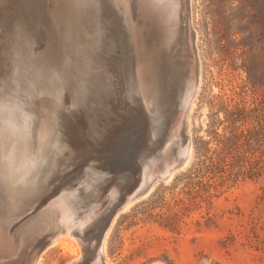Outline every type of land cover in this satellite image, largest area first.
Returning a JSON list of instances; mask_svg holds the SVG:
<instances>
[{"label":"rangeland","instance_id":"374dc122","mask_svg":"<svg viewBox=\"0 0 264 264\" xmlns=\"http://www.w3.org/2000/svg\"><path fill=\"white\" fill-rule=\"evenodd\" d=\"M3 1L0 233L6 229L8 237L3 233V238L13 239L17 247L10 256L0 254V264L15 258L19 264H27L31 249L45 236L56 231L59 237L65 234L57 225L61 208H50L55 200L67 194L71 219L84 221L89 209L98 206L95 198L107 185L122 195L138 180L137 186L167 167L162 165L160 141L175 109L174 94L161 88V97L158 93L148 109L143 88L140 93L133 76L135 86L131 88L134 51L128 41L130 24L123 14H116L115 7L114 12L101 14L106 36L105 45L100 44L99 1L115 6L112 0H81L71 38L64 41L66 49L60 45L52 21L55 0ZM184 1L185 23L181 25L179 20L178 24L185 25L190 35L198 84L183 113L171 160L177 164L188 146L192 157L185 169L174 170L166 182L158 180L147 195L118 214L106 237L108 261L264 264V0ZM127 6L135 19L134 8L130 3ZM88 52H96L90 71ZM152 80L148 76L145 81ZM50 85L54 108L49 107L47 115L53 123L43 127L37 143L38 90ZM144 90L152 101L153 94ZM162 98L164 102L159 100ZM41 108L47 107L41 103ZM61 144L70 156L63 172L60 154H49L61 152ZM99 156H121L124 163H134L136 168L116 176L105 174L106 167L94 159ZM62 238L72 241L77 255L71 257L58 245L45 250L41 243L39 249L46 252L41 264H80L83 242L71 240L76 239L73 234Z\"/></svg>","mask_w":264,"mask_h":264},{"label":"bare ground","instance_id":"6f19581e","mask_svg":"<svg viewBox=\"0 0 264 264\" xmlns=\"http://www.w3.org/2000/svg\"><path fill=\"white\" fill-rule=\"evenodd\" d=\"M1 1H3V0H0V2ZM112 1H113L115 6H113L111 3H107L106 1H99L100 2V4H99L100 8H99V13H98V19L100 20L99 28H100V32H101L100 44H102V42H104L103 38L106 36L105 29H104V23H102V20H101V14L106 10H112L114 12L113 7H115L116 14H123V16L125 18H127V20H129L128 23L130 24V28L129 29L127 28L128 31L127 30L126 31L128 33L130 31V33H129L130 34V36H129L130 40L128 39V41L129 42L131 41V43H129V44H132V46H133L132 49L134 51V56L132 55V57H134V60H133L134 63L132 65V67H130V77L128 76L130 78V83L129 82L128 83L130 84L131 88H133L135 86L133 83H135V80H136V82H138L140 85V88H139L140 93H141V90L143 88V92L145 94H143L142 96L144 98H146V101L149 103L148 109L150 108L151 104L155 100L156 95L159 93L161 88L167 89L168 91L171 90L172 93L174 94V98H173L174 102L173 103H174L175 109L173 110L174 112L171 114V117L168 118L169 120H168V124L166 127V131L164 132L165 134L162 136L161 141H160V144L162 146L161 148L163 150V152H162L163 153L162 165L163 166L165 165L167 167L158 173V174H160L159 176L168 175V178L170 179L174 173L173 169H174L175 164H176V163L173 164V162L171 160V154L173 153V149H174L175 145H178L179 128L181 129L183 113L185 110L188 109L189 105L191 104L192 98L194 97V94H195L196 89H197V84H198L197 71L195 74V70H194V59L192 56H190L191 53L189 50L190 49V37H189L190 35L187 32V28L185 30V28H184L185 25L179 26V24H178L179 20H180L181 25L183 23H185V17H184L185 1L184 0H112ZM7 2H10V1H7ZM44 2H46V1L44 0ZM80 2H81V0H55L53 14L51 13L52 21H53L54 29H55V32L57 34L60 45L64 49H66V47H64V45H65L64 41L67 42L66 40H68L69 37L71 38L70 31L72 28H75L74 16L79 14ZM128 3H130L131 6L134 8L133 11L135 14V19H132L133 17L130 16V12H129L128 6H127ZM43 5H44V3H43ZM41 6H42V4H41ZM46 10H44V11H46ZM49 12L50 11H48L47 14ZM86 17H87V15H86ZM118 17H119V15H118ZM131 19L134 21H132ZM27 26H28V24H27ZM126 26H128V25H126ZM178 28H180L182 30L181 36L178 34L179 33ZM183 30L185 32H183ZM183 33H184V36H182ZM129 34H127V35H129ZM144 35H145L144 38H146V39L142 42L141 36L143 37ZM75 36H78V34ZM139 37H140V39H139ZM139 41L141 43H139ZM56 45H57V43H56ZM104 45H105V42H104ZM46 47H47V45H46ZM103 47H105V46H103ZM97 49H95V51H97ZM45 50H47V49H45ZM40 51H42V50H40ZM106 51H107V49L105 50V52ZM28 53H30V52H28ZM49 53H51V52H49ZM25 54L27 55V52ZM37 54H40V53L38 52ZM86 54L89 55V57H90L89 65H88L89 67H87L88 68L87 71L88 70L90 71L92 68V65H93V60H94V56H95L96 52H95V54L94 53L91 54L89 52ZM126 54H128V53H125V55ZM130 54H132V53H130ZM129 56H131V55H129ZM27 57H28V55H27ZM128 58L129 57L127 56V59ZM124 59L126 60V57H124ZM52 60H53V58H52ZM52 60L48 61V62H52ZM61 60H62V58H61ZM54 61L55 60H53V62ZM180 62L182 64L181 66H179ZM55 63H57V60H56V62H54V64ZM126 63H128V61ZM47 64H49V63H47ZM54 64L50 63V66L54 65ZM58 64H59V62H58ZM60 64H61V62H60ZM129 64H130L129 66H131V63H129ZM159 65L161 66V69H162L160 72L158 71L160 69ZM33 68H34V66H33ZM55 68L57 69V66ZM124 68H126V67H124ZM48 69H49V67H48ZM61 69L62 68H60V70ZM87 71H86V74H87ZM50 73H51V71H50ZM50 73L48 72V74H50ZM63 73H64V71H63ZM127 73H126V75H127ZM66 75H67V73H66ZM132 76L135 78V80H133V83H132ZM148 76H151V79L153 78L152 82H150V83L145 81L148 78ZM66 77L62 76L61 78H66ZM49 80H51V77ZM49 80H47V82ZM64 83H65V87H67V88L70 87V85L66 81ZM33 85H35V84H33ZM41 85H43V84H41ZM52 86L51 85L49 87L46 86V87L40 88L38 90L39 91L38 99L40 100V101L38 100L39 113L41 116L39 118L40 120L38 119L39 120V127L37 129V134H36L37 143L39 142V139L41 136V131H42L43 127L45 128V126L52 125V123H53V119L50 120L48 118V115H47V112L49 113V107L54 108V105L51 102L52 92L54 90V88ZM128 88L131 89L130 87H128ZM144 88L147 89L148 93L153 94L152 101L148 97L146 90H144ZM166 91H164V92H166ZM164 92H163V94H165ZM161 95L162 94H160L159 96L161 97ZM167 99H168V97L165 100L167 101ZM170 99H172V97ZM159 100H161V101L163 100V102H164L163 98L159 99ZM169 102H171V101H169ZM41 103L44 104L47 108L46 109L41 108ZM156 106H157V104H156ZM35 108L37 109L38 107H35ZM35 108H34V110H36ZM171 108L169 111H171ZM151 110H152V108H151ZM34 112H33V114L36 113V112L35 113ZM43 115L46 116L45 119L43 118ZM35 116L36 115H34V117ZM52 117L55 118V115ZM34 119L36 120V118H34ZM33 122H36V121H33ZM27 124H30V123H27ZM54 124H55V121H54ZM35 126H34V128H35ZM31 130L32 129H30V132H33V130L32 131ZM29 134H31V133H29ZM28 137H31V135H29ZM58 140L60 142V134L59 133H58ZM61 145L63 146V148H62L63 150H61V152L58 150H52L49 154L56 153V152L58 154H60V157L62 159V168L60 169V172H63L67 168L68 160H69L70 156H69V152L67 151L66 147L63 144H61ZM187 146H188V144H187ZM30 147H31V145H30ZM191 152H192L191 146L186 147L184 149L182 155H180L177 163L184 160V164L182 167L187 166L191 160V157H192ZM3 154H4V152H3ZM41 157L44 158L45 156L42 154ZM142 170H144V169H142ZM156 170H158V169L156 168L155 171ZM144 171H146V170H144ZM143 173H145V172H143ZM154 175H156V174L154 173ZM154 175L150 176L149 178L143 179V181L140 182L141 184L139 183V185L137 186V189L143 188L153 178ZM141 177H143V176H141ZM84 186H86L85 183H84ZM83 188H85V187H83ZM112 191H111V194H112ZM72 193H74V191ZM131 195H132V193L130 194V196H128L125 199L123 211L130 206V204L132 202V201H130ZM109 196H110V193L108 196H106L105 200L111 202L115 195H113L112 197H109ZM74 197H78V196L76 194H74ZM69 198L70 197L67 194L63 195L61 198L55 200L50 205V208H55V209L61 208L59 211V218L57 220V225L59 228L64 229L63 231L65 234H62L59 237V235L56 231V232H53L52 234L45 236L42 239L43 241L41 240L42 242L40 241L33 249H31L30 255H29L28 260H27V264H41L45 250H47L48 247L53 246V245H58V247L60 249H62L64 252H67L68 254H70L71 257L77 255L78 249H77V247L74 246V244H72V241H69L68 239L65 240L62 237L70 236L71 234H73L76 239L71 238V240H73L75 242H77L78 240L82 241L81 236L83 233V231H82L83 227L92 218H94L97 215V213L100 209L99 208L100 206H95L94 208L89 209V213L86 216V219L84 221H78L77 218L73 220V219H71V215L67 212L68 211L67 208L69 207L68 204L71 203L68 200ZM69 209H71V208H69ZM55 212L57 213V211H55ZM118 214L119 213L116 214L115 219L118 216ZM115 219L113 220L111 226L109 227V229L105 233V235H104V237H103V239L99 245V249L96 250V254L94 255V257H93L94 259L92 261L94 264H96V261H98V260L101 261L102 260L101 258H103L105 264H110L108 261L109 258L107 257V253H106L107 250L105 249V242L107 241L106 237L108 236L109 232L111 231V228L114 224ZM36 229L37 228H34L33 232ZM5 231H6V229H5ZM3 233L1 230V233H0V254H5V255L10 256V255L15 253L17 246H16V243L13 239L5 238V236L3 238V236H2ZM3 235H7V234L4 233ZM7 237H8V235H7ZM45 240H49L50 244L45 248L44 251H41L39 253L38 249L40 248V246L42 244H44L43 242ZM85 251L86 250L84 247V254H83V258H82L80 264H84V258L86 257ZM71 263L72 262H70L68 264H71ZM6 264H19V263H18V259L15 258V260H13L11 263H6Z\"/></svg>","mask_w":264,"mask_h":264},{"label":"water","instance_id":"95a60500","mask_svg":"<svg viewBox=\"0 0 264 264\" xmlns=\"http://www.w3.org/2000/svg\"><path fill=\"white\" fill-rule=\"evenodd\" d=\"M97 162H99L102 166H105L107 170H105L108 174H112L113 176H116V174L122 170L130 169L134 170L136 168V165L134 163H124L125 158L124 157H111L108 158V156H99L94 158ZM184 164V160L178 162L173 170H183L186 168V166L182 167ZM160 174H156L153 176V178L143 187L140 189H137L138 181L135 184V187L133 189H130L129 191H126L124 193H121L122 195L118 194V191L116 189H109L107 185L106 189L103 190L102 193H100L95 199L98 206H100L99 211L97 215L92 218L82 229V242L85 247V254L86 257L84 258V264H94L93 257L96 254V250L99 249V245L111 226L113 220L115 219V216L117 213H120L124 209L125 199L131 195L130 201H135L136 199L143 197L147 195L152 187L155 185V183L158 180H161L163 182H166L169 180L168 175L159 176ZM117 184V183H116ZM85 190H90L86 189ZM111 190L112 194H111ZM137 190V191H136ZM86 193V192H85ZM112 197L115 195L112 199V201H106L105 198L108 196ZM131 202V204H132ZM130 204V205H131ZM50 244L49 240H46L44 242V247H47ZM41 252V249H39V253ZM102 260L96 261V264H105L103 258ZM156 264V263H152ZM159 264V263H157Z\"/></svg>","mask_w":264,"mask_h":264}]
</instances>
